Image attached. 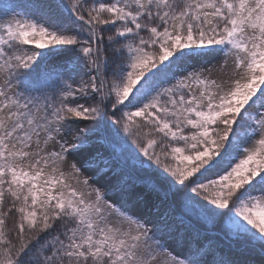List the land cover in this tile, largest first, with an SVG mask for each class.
Here are the masks:
<instances>
[{
    "label": "snow or ice",
    "instance_id": "6c2138e0",
    "mask_svg": "<svg viewBox=\"0 0 264 264\" xmlns=\"http://www.w3.org/2000/svg\"><path fill=\"white\" fill-rule=\"evenodd\" d=\"M0 264H264V0H0Z\"/></svg>",
    "mask_w": 264,
    "mask_h": 264
}]
</instances>
